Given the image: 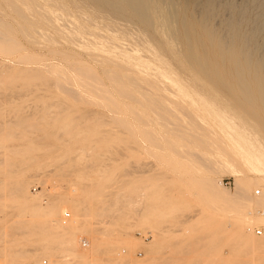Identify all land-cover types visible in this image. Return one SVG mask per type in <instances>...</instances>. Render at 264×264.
Masks as SVG:
<instances>
[{
  "label": "rangeland",
  "instance_id": "1",
  "mask_svg": "<svg viewBox=\"0 0 264 264\" xmlns=\"http://www.w3.org/2000/svg\"><path fill=\"white\" fill-rule=\"evenodd\" d=\"M205 2L181 1L170 36L160 25L155 0H143L149 6L147 20L119 0L114 3L121 14L105 13L90 0H0V158L6 159L0 186L9 188L0 203V254L6 251L8 258L0 264H52V259L74 264L61 239L44 229V218L32 220L28 207L53 208L59 223L70 225L75 199L91 214L92 232L77 238L83 254L116 246L118 261L131 264H247L254 259L251 249L237 248L228 221H237L248 242L264 239V207L253 201L235 209L214 186L235 195L239 183L254 200L264 192V73L244 57L264 40V32L255 30L257 22L264 23V0H217L211 34L194 8ZM34 4L38 12L44 9L45 18L32 14ZM15 7L23 12L16 14ZM62 17L69 26L57 21ZM228 22L231 30L224 29ZM247 36L254 48L244 52ZM223 38H230L227 49ZM155 101L163 103V112ZM49 108V125L42 130L16 125L21 112L38 118ZM82 121L93 129H80ZM24 178L31 181L30 206L10 192ZM139 186L151 192L149 220L134 216L135 225L128 226L124 222L131 214L120 212L125 219L116 225L101 224L98 214L108 207L117 214V197ZM109 230H120L124 238L112 237ZM20 250L29 254L18 258ZM256 250L254 256L264 258V246ZM102 251L95 264H111Z\"/></svg>",
  "mask_w": 264,
  "mask_h": 264
},
{
  "label": "bare ground",
  "instance_id": "2",
  "mask_svg": "<svg viewBox=\"0 0 264 264\" xmlns=\"http://www.w3.org/2000/svg\"><path fill=\"white\" fill-rule=\"evenodd\" d=\"M92 2V4L94 6H98V7H101L102 8V11L105 12V11H108V12H112V13H115V14H121V10L119 8V6L114 3L115 0H90ZM121 3H123L126 7L132 9L133 11H135L136 13H138V15L140 16L141 19L143 20H147L149 19L150 15H149V6L148 5H144L143 4V0H119ZM184 2V3H188L189 0H155V5L160 6V12H159V21H160V25L163 27V29L166 30V32L168 33V35L172 36L173 33H174V30H175V27H176V24H177V5L180 3V2ZM14 3V2H13ZM11 2V4H13ZM36 3V2H35ZM17 4V3H16ZM33 5V4H32ZM35 5V4H34ZM39 5V4H37ZM217 0H206V2L203 4V5H199V4H196L194 5V8L197 12H199L200 14V24L202 26V28H204V30L207 32V34H211L212 33V30H211V23L212 21L214 20V18L216 17L217 15ZM36 6V5H35ZM18 7V6H17ZM17 7H15V12H17ZM41 7V6H40ZM62 7V6H61ZM97 7V8H98ZM33 8V7H32ZM39 8V7H38ZM59 8V7H58ZM17 9V10H16ZM37 6L33 8V13L34 14L37 10ZM42 9V8H41ZM64 9V7H63ZM20 10V8H19ZM16 13V14H21V10ZM31 10V9H30ZM30 10H29V13H30ZM40 9H38L39 11ZM44 10V9H43ZM42 10V12H43ZM100 10V8H99ZM245 9H242V15L244 14V11ZM35 11V12H34ZM37 11V12H38ZM41 11V10H40ZM64 11V10H63ZM36 12V13H37ZM42 12H38L39 16H43L45 18V14L42 13ZM46 12V15L48 14L47 11ZM106 13V12H105ZM56 14V13H54ZM37 15V14H34V16ZM59 15V14H58ZM19 16H22L23 15H19ZM26 16V15H25ZM42 17V18H43ZM47 18H50L51 15L48 17V15L46 16ZM57 17V16H56ZM24 19L26 17H23ZM41 17H38L37 19H40ZM43 18V22H45L46 20ZM53 18V17H51ZM50 18V19H51ZM83 18V17H82ZM50 19H47V20H50ZM58 19H60V21L63 19L65 20L64 22L66 23L65 26H69L67 25V20L66 18H57V21ZM89 20V19H88ZM40 21H42V19H40ZM56 21V22H57ZM48 22H51V21H46V23ZM53 23V21L51 22ZM63 23V22H62ZM50 24V23H49ZM61 23H59V26H60ZM64 24V23H63ZM73 24V23H72ZM54 25V24H53ZM62 25V24H61ZM237 25V23H236ZM48 26V25H46ZM58 26V27H59ZM64 26V28H65ZM74 26V25H73ZM77 26V25H76ZM55 27V26H54ZM63 27V26H62ZM82 27V26H81ZM75 28V27H74ZM233 26H232V23H224V29H232ZM57 29V28H56ZM66 29V28H65ZM68 29V27H67ZM79 29L78 27L76 28V30ZM58 30V29H57ZM85 30V29H83ZM256 32L259 33V32H264V23L262 24H258L257 22V26L255 28ZM74 31V30H72ZM82 33L84 31H81ZM86 32V31H85ZM77 33V32H76ZM91 33V32H90ZM226 33V32H225ZM65 34V33H64ZM227 34V33H226ZM2 35V34H1ZM78 35V34H77ZM7 36V35H6ZM88 36H90V34L88 33ZM1 39L3 38L2 36H0ZM74 37V36H73ZM253 37L251 36H247L245 39V42H244V52H247L249 51V49L251 48L252 43H253ZM0 39V40H1ZM70 39V38H69ZM75 39V38H74ZM229 39L230 38H223V40L225 41L224 42V48L227 49L228 48V45H229ZM68 40V39H67ZM81 40V39H80ZM255 40V39H254ZM72 41V40H71ZM79 42V41H77ZM87 42H83V44H85ZM88 44V43H87ZM111 44V43H110ZM108 45V44H107ZM255 48H254V53L257 54H248L245 56L244 54V57L247 59V62L248 63H252L254 62L253 64H256V66L259 68L260 71H262L264 73V40L259 44L257 42H255ZM90 46V45H89ZM114 47V46H113ZM88 48V47H87ZM113 49V48H111ZM223 52V51H221ZM224 54V53H223ZM255 58V59H254ZM34 70V69H33ZM34 72V71H33ZM32 73V72H31ZM30 74V73H29ZM42 74V73H41ZM2 75H5V74H2ZM34 75V74H33ZM25 76V75H24ZM40 76V75H38ZM37 76V77H38ZM3 78L5 76H2ZM19 77L18 75L16 76V78ZM27 77H29V75L27 74ZM35 77V76H34ZM116 77V76H114ZM125 77V76H124ZM129 77V76H128ZM15 78V76H14ZM15 78V79H16ZM24 78V77H23ZM23 78L21 77V79L23 80ZM30 78V77H29ZM43 78V77H42ZM131 78V77H129ZM19 79V80H21ZM36 79V77H35ZM21 80V81H22ZM30 81L32 80L31 78L29 79ZM38 80V79H37ZM50 79H48L49 81ZM132 80V79H131ZM11 82H14V80H10ZM33 81V80H32ZM36 81V80H34ZM52 81V80H50ZM116 81V80H114ZM1 82V80H0ZM54 82V81H53ZM121 82V81H120ZM4 83V82H3ZM40 83V82H39ZM43 83V82H42ZM133 83H134V80H133ZM9 84V83H8ZM54 84V83H52ZM136 84V83H135ZM6 85V84H5ZM55 85V84H54ZM60 84H58L59 86ZM61 86V85H60ZM55 87V86H54ZM59 89V88H58ZM67 92V91H66ZM69 93V92H68ZM23 94V93H22ZM8 96V95H6ZM129 96V95H128ZM134 96V95H133ZM131 97V96H130ZM159 102V101H157ZM156 101L153 102L155 104H158V106L160 105V103H162L161 101L159 103H157ZM50 106V105H49ZM155 105H152V107H154ZM157 106V108H158ZM162 106L160 109L161 111L163 112V103ZM166 107V106H165ZM156 108V107H155ZM159 109V108H158ZM158 109H154L155 111H159ZM166 109H168V107H166ZM47 110H50L47 109ZM165 110V109H164ZM18 111V110H17ZM168 111V110H166ZM170 111V110H169ZM48 112V113H47ZM46 112V115H43L40 116V117H35L34 113L32 114H25L23 115L22 112L21 114H18L16 117H17V121H16V125L22 127L23 129H28V128H31L33 131H40L42 130V127L45 125H47L48 121L46 122V118L47 116L49 115V112L50 111H47ZM89 112V111H88ZM161 112V113H162ZM15 114V113H14ZM48 114V115H47ZM87 114V113H86ZM85 114V115H86ZM90 114H95L91 111V113H88V118L90 119V117L92 116H89ZM100 114V113H99ZM52 115V114H50ZM101 115V114H100ZM158 115V113H157ZM163 114L159 115L161 117H163V121H165V117L162 116ZM94 116V115H93ZM92 116V117H93ZM49 117V116H48ZM84 118H86L85 116H83ZM53 118V117H52ZM80 118V117H79ZM77 120H79L77 117H76ZM87 119V118H86ZM87 119V120H89ZM92 119V118H91ZM109 119V118H108ZM82 120V119H81ZM85 120V119H84ZM167 121V120H166ZM50 122V121H49ZM57 122V121H56ZM80 122V120H79ZM95 122V121H93ZM104 122V121H103ZM108 122V121H106ZM12 123V122H11ZM52 123V122H51ZM1 124V123H0ZM13 124V123H12ZM102 124V123H100ZM100 124H96L95 122V125H100ZM49 125V124H48ZM82 126V128L80 129H83L85 128V130H87L86 128H90V129H93V125L91 127V123H90V127L89 126H86L85 125V121H82V123L80 124ZM79 125V126H80ZM105 125V124H103ZM6 126V125H5ZM3 126V127H5ZM8 126V125H7ZM75 125H73V127H75ZM11 127H16V126H11ZM9 126V128H11ZM47 127V126H46ZM44 127V128H46ZM51 127V126H50ZM72 127V125L70 126ZM72 127V129H73ZM6 128V127H5ZM76 128V131L77 129ZM102 128V127H100ZM67 129V130H65ZM64 130L65 131H68L69 127L67 126ZM115 129V128H114ZM1 130V128H0ZM71 130V129H70ZM2 131V130H1ZM4 131V130H3ZM28 131V130H26ZM59 131V130H58ZM73 131V130H72ZM89 131V130H88ZM65 135V133H64ZM26 150V149H25ZM30 150V149H29ZM39 150V149H38ZM33 151H35V149H33ZM3 154V153H1ZM36 155V154H35ZM7 157V156H6ZM5 158H0V165H4L5 163ZM205 162V161H204ZM205 164V163H204ZM212 166V165H211ZM207 167V166H206ZM37 175V174H36ZM131 175V174H130ZM31 181L27 178H24V179H19L17 181H15L11 187H10V192L12 195H14V197L16 199H19L20 201L24 200L26 202V204L28 206H30L28 204V200L29 198L31 197L30 195V192H29V185H30ZM207 183V182H206ZM85 184V183H84ZM85 186V185H84ZM89 186V185H88ZM212 187V186H211ZM215 187V190L218 191V193H220L224 198H225V202L226 204L228 205H231L232 207H236L235 209L237 208H241V207H244V206H247V204L249 205V203L251 204L253 201L257 202V204L259 206H262L264 207V192H257V197L254 199H252L250 197L251 195V192L245 188H243L241 186V184L237 183L236 185V193L235 195H231L228 191L226 190H223V186H214ZM83 188H81V190L83 191ZM8 187H4V186H0V203L4 202V195L6 194V192L8 191ZM120 195V194H119ZM150 195H151V192L148 191V186H139L138 188H136L132 193L130 194H125L123 193L120 197H117L118 199V205L117 206H120L119 207V211H117L115 214V211H112L110 212V210H113V209H109L108 211V208L106 210V208L100 213L98 214V216H103V219L101 221V224H103L104 226H108L109 228L116 225V220L118 221V219L120 220V218L122 217L123 219H125V217L123 216H127L126 213H129L128 215L129 218L127 219L128 222H124V224H127L128 226L130 224H134L133 222H131V219L132 217L134 216H138L139 218H145L146 220H149L150 218V215L152 214V210L154 208V206L148 202L149 198H150ZM121 200V201H120ZM32 201V200H30ZM115 202V201H113ZM100 203V202H99ZM105 203V202H104ZM109 203H112L111 201ZM114 204V203H113ZM111 204H108L107 206H110ZM115 205V204H114ZM96 206V205H95ZM110 207H113V206H110ZM115 207V206H114ZM126 208V210H125ZM29 210H31L32 212V220H34L33 218H37V217H42L44 218L43 220V227L46 231L52 233L53 235H55L56 237H59L61 239L60 243L61 244H64L65 245V250L67 251V258L68 257H73L74 258V264H95L96 260H97V257L100 255V250H92L89 254H83L77 247V238L80 236L79 234L81 232H92L93 228H91V222L89 220V216L91 215L90 214V209L84 204V202L80 201L79 199H75L73 202H72V205H71V211L72 213L74 214L75 218L74 220H71V224L70 225H66L69 224V222L67 221H64L62 219V222L59 223L58 220L60 215H58L57 213L54 212V209L53 208H47V209H37L35 207H28ZM116 209V207H115ZM118 210V209H117ZM92 211V209H91ZM236 210L232 209L231 212H235ZM124 213L125 215L122 216V214L120 215L119 213ZM60 214V213H59ZM256 214L258 215H261L262 214V211H257ZM65 217H69L71 214L68 213V212H65L64 213ZM191 216V215H190ZM196 217V216H194ZM193 217V218H194ZM188 218V217H187ZM262 220H264V217L260 218ZM41 220V219H40ZM181 220V219H179ZM29 221V220H28ZM27 221V222H28ZM139 222V221H138ZM145 222V221H144ZM237 222V221H236ZM233 219L229 220L228 223L230 224L229 225V231H230V234H231V238L232 240L235 242V244L237 245V248H242V251H244V253L248 252V250H250L249 252H251L253 254V257L254 259L253 260H250L248 262H246L247 264H255V263H259L260 264H264V258H261L259 256H254V254H256L258 248H261L264 246V239H256L252 242H248L247 239L249 240V237L245 236L243 233H241V229H239V225L236 223ZM20 224L24 223V221H20L19 222ZM93 223V222H92ZM121 222H119L120 224ZM64 226L65 228H61V226ZM140 224V223H139ZM180 224V223H179ZM102 225V226H103ZM121 225V224H120ZM183 225V224H182ZM119 226V225H118ZM125 226V225H124ZM123 227V226H122ZM127 227V226H126ZM40 228V227H39ZM156 228L158 229L159 227L156 225ZM155 228V230H157ZM253 227H248L247 228V231L249 233H252ZM10 229V228H9ZM117 229V228H116ZM160 229V228H159ZM226 229V228H225ZM257 229H261V228H257ZM257 229H255V233L257 234ZM7 230V229H6ZM221 230V229H220ZM243 230V229H242ZM118 232L120 230H117ZM263 231V230H262ZM109 232H113L114 235L112 237H117L118 239L121 240V238L123 237L118 235V232L115 231H112V230H109ZM121 232V231H120ZM158 232V231H157ZM243 232V231H242ZM79 235V236H78ZM99 235H103V236H107V234L105 233H99ZM258 235V234H257ZM125 236V235H124ZM158 236V235H157ZM212 236V235H211ZM8 237V235H7ZM95 237V236H94ZM160 236H158L157 238H159ZM226 237V236H225ZM247 237V239H246ZM124 238V237H123ZM206 238V237H205ZM209 238V237H208ZM131 239V238H130ZM161 239V237L159 238ZM158 239V240H159ZM96 240V243H99L101 245V242H100V238L99 236L95 239ZM124 240V239H123ZM218 240V239H217ZM224 240V239H223ZM222 240V241H223ZM253 240V239H252ZM202 245V244H201ZM213 245V244H212ZM102 246V245H101ZM206 246V245H205ZM44 247V246H43ZM53 248V246H51ZM51 247H48L49 249ZM100 247V246H99ZM211 247H214L211 246ZM204 248V247H202ZM117 247L116 246H110L107 250L105 251H102L104 253H106L109 257V259L107 260L109 263L111 264H131L132 260H121L118 261V257H121L120 254L117 253L116 251ZM44 250H48V249H44ZM53 250V249H52ZM211 252H213L211 249H209ZM98 251V253H97ZM209 251V252H210ZM28 252H24V251H18V254L16 257L18 258H21L23 256H25ZM29 254V253H28ZM250 254V255H252ZM66 255V254H65ZM63 255V256H65ZM10 256V255H9ZM51 257V256H50ZM53 257V256H52ZM51 257V258H52ZM221 257V255H220ZM8 258V253L5 251L3 253L0 254V263H3L4 261H6V259ZM15 258V257H14ZM69 259V258H68ZM133 259V258H132ZM135 259V258H134ZM39 260V259H38ZM67 260V259H66ZM52 261V264H62V262L60 261H55V260H51ZM36 263H39V261H36ZM5 264V263H4ZM43 264H47L46 262H44Z\"/></svg>",
  "mask_w": 264,
  "mask_h": 264
},
{
  "label": "built area",
  "instance_id": "3",
  "mask_svg": "<svg viewBox=\"0 0 264 264\" xmlns=\"http://www.w3.org/2000/svg\"><path fill=\"white\" fill-rule=\"evenodd\" d=\"M257 234H258V235H262V234H263L262 229H257Z\"/></svg>",
  "mask_w": 264,
  "mask_h": 264
}]
</instances>
